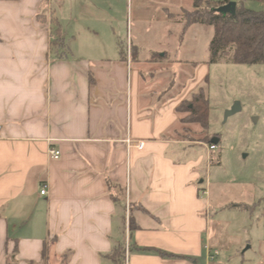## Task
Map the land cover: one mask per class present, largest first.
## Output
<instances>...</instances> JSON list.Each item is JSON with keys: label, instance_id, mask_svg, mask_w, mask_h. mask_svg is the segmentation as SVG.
Masks as SVG:
<instances>
[{"label": "crops", "instance_id": "crops-1", "mask_svg": "<svg viewBox=\"0 0 264 264\" xmlns=\"http://www.w3.org/2000/svg\"><path fill=\"white\" fill-rule=\"evenodd\" d=\"M195 2L0 0V264H117L128 227V264H219L217 143L179 111L213 66Z\"/></svg>", "mask_w": 264, "mask_h": 264}, {"label": "rangeland", "instance_id": "rangeland-1", "mask_svg": "<svg viewBox=\"0 0 264 264\" xmlns=\"http://www.w3.org/2000/svg\"><path fill=\"white\" fill-rule=\"evenodd\" d=\"M233 1L264 12L262 0ZM143 25L149 24H122L124 38L127 26L135 36ZM208 41L200 43L199 50ZM197 56H202L201 51ZM207 91L208 133L194 127L197 132L188 136L206 143L218 140L202 176L209 183L208 198L214 208L211 230L220 252L217 262L264 264V64L215 63ZM235 104L240 110L228 115Z\"/></svg>", "mask_w": 264, "mask_h": 264}, {"label": "trees", "instance_id": "trees-1", "mask_svg": "<svg viewBox=\"0 0 264 264\" xmlns=\"http://www.w3.org/2000/svg\"><path fill=\"white\" fill-rule=\"evenodd\" d=\"M233 0H196L194 10L185 13V30L194 24L213 28V36L209 46L211 64L227 63L239 65L264 64V12H257L237 3L234 15H223L217 12L222 6ZM185 113L182 121L196 123L204 130L209 127L210 104L205 89H200L191 101L179 108ZM130 229H134L130 221ZM131 252V250H130ZM17 249L13 253V257ZM125 248H117L112 259L122 264Z\"/></svg>", "mask_w": 264, "mask_h": 264}, {"label": "built area", "instance_id": "built-area-1", "mask_svg": "<svg viewBox=\"0 0 264 264\" xmlns=\"http://www.w3.org/2000/svg\"><path fill=\"white\" fill-rule=\"evenodd\" d=\"M214 1H222V0H214ZM127 145L129 146V148H137L139 150H141L144 146V143L141 142V141H138V142H135V141H132V140H127L126 141ZM215 146H211L210 149L211 150H215ZM50 156L53 158V159H59L60 156H61V152L59 150H53V149H50ZM48 194V186L47 185H44L41 189V195H47ZM203 195L206 196L208 195V190L205 189L203 191ZM128 212V210H127ZM129 226V225H128ZM125 257H124V264H128V257H129V254H130V242H129V227L127 228V234H126V241H125ZM218 253L216 252L215 255H217Z\"/></svg>", "mask_w": 264, "mask_h": 264}, {"label": "water", "instance_id": "water-1", "mask_svg": "<svg viewBox=\"0 0 264 264\" xmlns=\"http://www.w3.org/2000/svg\"><path fill=\"white\" fill-rule=\"evenodd\" d=\"M236 9H237V3L232 1L224 6H222L221 8H219L217 10L218 13L220 14H223V15H227V14H230V15H234L236 13ZM240 110V106L239 104H235L234 108L232 109V111H230L228 113V115H232V114H235L236 112H238ZM212 142L214 143H217L218 140L217 139H214L212 140Z\"/></svg>", "mask_w": 264, "mask_h": 264}, {"label": "clouds", "instance_id": "clouds-1", "mask_svg": "<svg viewBox=\"0 0 264 264\" xmlns=\"http://www.w3.org/2000/svg\"><path fill=\"white\" fill-rule=\"evenodd\" d=\"M11 75V73H9Z\"/></svg>", "mask_w": 264, "mask_h": 264}]
</instances>
